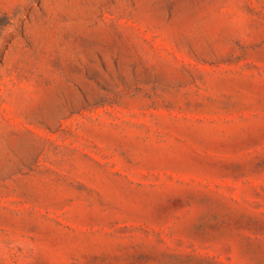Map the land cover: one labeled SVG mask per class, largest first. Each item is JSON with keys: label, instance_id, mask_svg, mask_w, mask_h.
<instances>
[{"label": "rangeland", "instance_id": "374dc122", "mask_svg": "<svg viewBox=\"0 0 264 264\" xmlns=\"http://www.w3.org/2000/svg\"><path fill=\"white\" fill-rule=\"evenodd\" d=\"M0 264H264V0H0Z\"/></svg>", "mask_w": 264, "mask_h": 264}]
</instances>
